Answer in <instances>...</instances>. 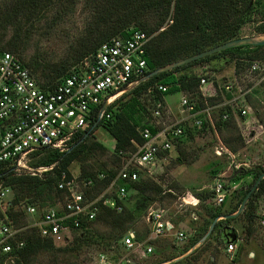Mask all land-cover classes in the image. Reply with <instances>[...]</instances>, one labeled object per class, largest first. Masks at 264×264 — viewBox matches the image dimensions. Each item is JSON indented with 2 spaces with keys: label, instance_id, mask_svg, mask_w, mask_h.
<instances>
[{
  "label": "trees",
  "instance_id": "trees-1",
  "mask_svg": "<svg viewBox=\"0 0 264 264\" xmlns=\"http://www.w3.org/2000/svg\"><path fill=\"white\" fill-rule=\"evenodd\" d=\"M80 5H83L89 16L83 35L72 49V56L54 64L36 59L27 61L24 55L28 51L38 23L52 12L55 15L54 20L59 22L73 15ZM151 15L156 16L153 23L148 20ZM254 21L259 23L256 34L264 35V0H0V56L4 53L17 55L31 70L35 79V74H39L40 81L36 80L41 88L49 89L59 84L85 58L95 54L104 43L115 37H127L133 31H141L151 37L147 47L149 74L219 45L244 38L245 36L242 35L244 26ZM244 60L264 61V46H243L225 50L159 74L139 84L129 93L131 98L128 102L122 103L121 107L115 110L117 103L121 101L117 100L107 108L104 118L99 121L95 131L103 128L115 140V162L121 165L124 155L136 152V145L144 143L141 135L142 129L149 126L153 133L157 132L149 121L142 124V117L137 115L142 111L146 112V108L140 101L142 96H149L158 105L160 102L165 104V97L168 95L177 92L185 93L196 102L197 111H201L207 106L222 102L217 83L210 84L206 96H201L199 91L201 79L218 73L220 66L240 65V62ZM199 66H203V71L194 72V69ZM159 86L168 87L167 92L160 91ZM151 89L152 92H149ZM249 101L253 110L256 109V105L251 100ZM226 111L232 113L230 107L221 109L220 117L217 120L214 119L213 125L201 115L200 118L204 119V123L199 131L202 133L209 127H214L213 129L222 137L225 147L235 154L245 147L247 144L245 137L249 136L247 133L246 135L241 133L239 125L248 128L254 122L250 121V116L241 117L238 125L239 122L233 115L230 121H223L222 115ZM107 115L110 118H107ZM97 122V119L93 120L88 128L76 135L69 151L59 153L56 150L43 149L33 154L34 158L37 157L32 162L34 167L54 166L52 171L45 173L42 177L18 176L12 171V166L0 172V179L6 185L11 186L14 193V198L8 203L6 210L0 211V224L9 220L18 229L19 227L25 228L21 232V238L25 240L26 245L14 253L15 262L7 264H37L39 255L43 253L63 252L77 256L78 254L73 253L79 252L84 244L91 242L103 245L110 252H116L127 233L135 231V224L141 214L146 217L147 210L157 201L161 202L167 197L175 198L171 190H179V186L174 184L172 188L165 190L160 183L149 176L143 177L142 172L139 171L137 181L119 182V185L125 187L128 193L126 200L132 197L131 193L138 196H135L137 201L134 208H129L125 202L116 200L117 205L122 207V211L118 212L114 208L104 206L101 202V211L95 221L84 222L80 228L75 230L71 246L56 245L52 240L43 238L37 228H28L23 207L36 206L41 210L48 206H56L61 202L63 193L57 188L58 180L62 172H66L70 179L73 177L71 166L75 162L82 164L79 180L88 178L94 180L93 189L88 191L91 199L101 195L117 178L119 172L116 170L101 167L96 173L92 170L91 164H88L96 152H107L103 144L92 141L95 131L83 143L75 146ZM260 123L255 126L257 129L250 132V135L255 136L253 132L257 130H259L257 134L264 132L263 118H260ZM193 137L194 131L186 126L185 134L177 139L178 157L182 163L188 161L182 143ZM263 173V166L242 168V174L252 176V182L230 211L223 213L209 207L206 208L207 218L203 220L200 228L195 230L196 234L188 246L178 247L169 238L150 242L154 247V252L150 255L153 259L151 264H193L197 262L198 258L194 255L203 245L185 258H179L200 243L216 218L234 214L239 210L244 198ZM100 174H104L105 178L99 179ZM263 197L264 179L248 201L242 214L235 218L220 220L216 224L214 228L216 242L226 246L231 239L229 235H237L234 223L239 222H245L242 226L243 233L246 241L251 240L259 229L261 216L258 214V209ZM210 199L214 200L213 192L201 196L204 202ZM226 202L221 207H224ZM175 225L177 226L176 223ZM95 226H103L107 230L99 233ZM135 232L137 241L146 239H142L137 230ZM184 232L187 234L186 231ZM114 258L115 260L120 259L117 254H114ZM6 259V255H0L1 263H6ZM138 264L142 263L138 262Z\"/></svg>",
  "mask_w": 264,
  "mask_h": 264
},
{
  "label": "built area",
  "instance_id": "built-area-1",
  "mask_svg": "<svg viewBox=\"0 0 264 264\" xmlns=\"http://www.w3.org/2000/svg\"><path fill=\"white\" fill-rule=\"evenodd\" d=\"M150 39L141 31H133L127 37H115L104 43L95 54L85 58L59 84L49 89L41 88L31 70L17 55H1L0 172L8 166H12V171L18 176L42 177L52 171L54 166H31L29 162L34 158L33 154L43 149L59 153L69 151L76 135L88 128L93 120L101 121L107 108L116 101L120 93L137 87L140 80L148 74L147 47ZM240 63L235 64L232 80L226 81L223 86L217 84L222 102L197 111L196 102L189 97H182L181 111L189 114L186 120L172 125L163 123L165 106L160 102L154 113L158 121L151 124L157 132L153 133L149 126L141 130L144 143L136 145V152L124 155L117 178L98 197L91 199L88 196V191L95 185L92 178L79 180V176L72 175L70 179L66 172H62L57 185L58 190L63 193L61 208L48 206L40 210L36 206H24L27 216L39 217L27 227L37 228L43 238L52 240L56 245L66 244L73 239L75 230L84 222L95 221L101 211V202L104 206L122 211L116 200L125 202L128 193L119 182H135L139 178V171L149 170L160 160L167 158L177 139L185 134L189 120H193L194 127L202 128L204 119L200 116L203 115L213 125V110L218 107L232 109V113L226 111L222 115L223 121H230L233 115L240 123L241 117H248L252 108L250 97L257 89H264V61L244 60ZM212 79H201V96H206L208 86L216 83ZM158 89L167 92L168 87L159 86ZM261 104L264 107L263 101ZM104 107L106 108L103 109ZM107 118L110 116L107 115ZM218 150L222 155L224 149ZM225 151L229 152L226 148ZM236 168L239 169V166ZM98 178L104 179L105 175L100 174ZM112 189H116V192L110 194ZM236 189L234 182L229 184L216 180L212 187L215 204L223 205ZM11 192V186L0 179V200H5ZM188 199L189 201L183 198L182 201L194 207L201 203L196 197ZM145 220L149 226L145 240L137 241V233L133 230L122 240L124 247L139 253L141 258L154 252L150 242L169 237L177 242L188 239V234L168 219L163 209L151 207ZM259 225L264 231V216L260 218ZM21 232L12 221L0 224V255L7 256L6 263L0 264L14 263V253L25 247L26 242L21 238ZM240 242L242 240L239 237L236 241H229L225 247L226 253L234 256ZM251 257L254 259V254ZM120 261L115 260L114 255L110 257L108 254H100L99 257L100 264H121Z\"/></svg>",
  "mask_w": 264,
  "mask_h": 264
},
{
  "label": "rangeland",
  "instance_id": "rangeland-1",
  "mask_svg": "<svg viewBox=\"0 0 264 264\" xmlns=\"http://www.w3.org/2000/svg\"><path fill=\"white\" fill-rule=\"evenodd\" d=\"M54 16V12H52L38 23L37 28L32 35L28 51L24 55V58L27 61L36 59L44 63L54 64L72 56V49L84 33L89 13L84 10L83 5H80L73 15L65 17L59 22L54 20ZM155 19L156 16L151 15L148 20L150 23H153L155 22ZM258 25L259 23L255 21L247 24L242 30V35L245 37H264V35L256 34V28ZM208 67L212 68L210 65H208ZM219 68L220 71L210 77H212V81H215L219 86H223L226 81H230L234 78L235 64H225L224 67L220 66ZM202 71L203 66L194 69V72L196 73ZM35 76L36 79L40 81L39 74H35ZM133 89L134 88H129L118 95L116 101H121L117 103L114 108L115 110L121 107L122 103H126L130 100L131 95L129 93ZM183 96L189 97L188 94L181 92L165 97L163 123L172 125L189 118V114L181 111V100ZM250 100L256 105V109L253 110V108H251V114L249 115L251 117L250 121L254 122V124H251L248 128H244L238 123L241 133L244 135L247 133L249 135L245 137L247 144L239 152L234 154L229 150V152L225 151L226 147L222 142V137L213 129L214 127H209L205 132L200 133L199 130L201 128H195L193 120H189L188 126L194 131V137L191 139L189 138L182 143V148L185 150L188 158L187 163H182L179 160L177 143H175L173 150L169 153L167 158L160 160L154 167L149 169L150 171L147 170L148 168L141 171L143 177L149 176L153 178L160 183L165 190L172 188L174 184L180 188L179 190H171L175 198L167 197L163 201H157L150 206V208L163 209L168 219L175 222L179 229L187 232L188 239L184 242H177L173 240V237H169V239L173 240L174 245L183 248L190 244L194 234H196L195 230L199 229L201 224H203V220L207 218L205 212L207 210L206 208L209 207L223 213L231 210L238 198H240L241 194L245 192L248 185L253 180L252 176H245L242 172L239 175L234 176L237 172L242 168L247 169L256 166L264 167V132L262 133L263 135L260 136V134H257V131H259L257 130L256 132H253L255 136L250 135V132L257 129L255 126L262 123H260V118L264 119V107L261 104V101L264 102V89H257L255 94L250 97ZM140 101L146 108V112L142 111L137 113L138 116L142 117V124H145L148 121L150 124L156 123L158 120L154 117V113L157 110L155 102L147 95L142 96ZM221 109L222 108L218 107L213 110V119L217 120L220 117L219 111ZM257 118L259 119L257 120ZM92 141L99 142L107 148V152L102 153L98 151L88 161V164H91L93 167L92 170L98 173L101 167H106L107 169H113L119 172L121 165L115 162V140L110 134L105 129L99 128L93 133ZM221 148L224 149L222 155L219 154L220 152L218 150ZM36 158H33L31 162H29L31 166H33L32 162H34ZM244 164H247V166H244ZM236 166H239V169L236 168ZM81 171V163L75 162L72 164L71 172L73 176H80ZM216 180H222L227 183L229 182V184L234 182L237 186V189L227 197V202L224 207L217 206L213 199L206 202L201 200V196H205V194L212 192V187ZM115 192L116 189H112L109 193L111 194ZM131 196L132 197L126 200L125 203L127 204V207L134 208L137 201L135 196H138L135 193H131ZM191 197L199 198L201 200L200 205L194 207L192 204L189 205L182 201L183 198L189 201L188 198ZM13 198L14 193L11 192L5 200H0V211L6 210L8 203L12 201ZM261 201V213H264V198ZM61 205L62 201L56 204V208H61ZM26 217L27 225L35 223L39 218L27 215ZM244 223L245 222H239L238 224L234 223V227L239 231V238L242 240V242L238 243V250L234 256L226 253L225 245H220L216 242V234L213 230L209 236H207V234L206 237H203V246L200 245L202 246L200 251L194 255L198 258V261L193 264H264V231L259 225L256 235L251 240L246 241V236L242 229ZM148 227L145 216L141 214L134 228L135 231H138L139 236H141L142 239L146 238ZM19 229L23 230L25 228L19 227ZM95 229L99 231V233H103L107 230L103 226H95ZM72 240L59 246H71ZM200 246L198 244L197 247ZM253 247L258 248L261 253L257 254V257L254 259H252L251 254H249L253 251ZM192 251L193 249L180 258H185ZM67 254L72 253H43L39 255L37 264H100V254H108L110 257L117 254L122 260L128 257H136L140 259L139 261L142 264H151L153 261L150 256L146 258L139 257V253L130 251L122 244L119 246L118 251L110 252L103 245L91 242L89 244H84L79 252L73 253L78 254L77 256ZM121 264L131 263L123 262Z\"/></svg>",
  "mask_w": 264,
  "mask_h": 264
},
{
  "label": "water",
  "instance_id": "water-1",
  "mask_svg": "<svg viewBox=\"0 0 264 264\" xmlns=\"http://www.w3.org/2000/svg\"><path fill=\"white\" fill-rule=\"evenodd\" d=\"M243 46H251V47L264 46V37H262V38L245 37V38H240V39L233 40V41H230L228 43L219 45L217 47H214L212 49L206 50V51H204V52H202L200 54H197L195 56H191V57L186 58V59H184L182 61L176 62V63H174L172 65L167 66V67L157 69V70L149 73L142 80H140L139 84H141L143 82H146V81L154 78L155 76H158L159 74L171 71V70H173L175 68L182 67L184 65L193 63L195 61L201 60V59L206 58L208 56H212L214 54H217V53L225 51V50L238 48V47H243ZM105 108L106 107H104L103 109H105ZM98 124H99V122L95 123V125L85 134V136L82 138V140H80L75 146H78L81 143H83L95 131V129L98 126ZM241 172H242V169L239 172H237L234 176L239 175ZM263 179H264V173L259 176V178L255 182L254 186L248 192V194L244 198L243 203H242L241 207L239 208V210L236 213H234V214L219 216L218 218H216L214 220L213 224L211 225L208 233H207L208 235L207 234L206 235L209 236L211 234V232L214 230L216 224L220 221V219L225 220V219L235 218V217H238L240 214H242L244 212L245 208H246V205H247L248 201L250 200V198L252 197L254 192L258 189V187H259V185H260V183L262 182ZM206 235L204 237H206ZM229 238H231L230 241H236L237 240V235L230 234ZM202 242H203V238L200 241L199 246L203 244ZM197 246L193 248V251L196 248H198ZM179 259H181V258H179ZM179 259H177V260H179Z\"/></svg>",
  "mask_w": 264,
  "mask_h": 264
},
{
  "label": "crops",
  "instance_id": "crops-1",
  "mask_svg": "<svg viewBox=\"0 0 264 264\" xmlns=\"http://www.w3.org/2000/svg\"><path fill=\"white\" fill-rule=\"evenodd\" d=\"M263 133V132H262ZM262 133H260V136L261 135H263ZM259 135V134H258ZM264 198V197H263ZM262 198V199H263ZM261 199V200H262ZM260 200V205H259V209H258V214L261 216V217H263L264 216V213H261V204H262V201ZM237 238L239 237V231H238V229H237ZM249 254H251V256H252V254H254V258H256L257 257V254H261L260 252H259V249L258 248H256V247H253V251H251ZM119 260H121L120 261V263H123V262H127V263H129V261H130V263L131 264H138V262H140L139 260V258H136V257H133V258H131V257H128V258H124L123 260L122 259H119ZM126 260H128V261H126Z\"/></svg>",
  "mask_w": 264,
  "mask_h": 264
}]
</instances>
